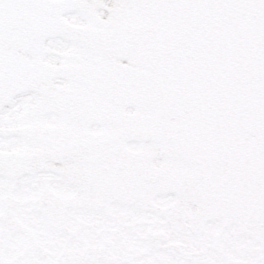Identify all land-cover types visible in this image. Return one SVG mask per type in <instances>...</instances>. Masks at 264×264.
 <instances>
[{"label": "snow or ice", "instance_id": "obj_1", "mask_svg": "<svg viewBox=\"0 0 264 264\" xmlns=\"http://www.w3.org/2000/svg\"><path fill=\"white\" fill-rule=\"evenodd\" d=\"M0 264H264V0H0Z\"/></svg>", "mask_w": 264, "mask_h": 264}]
</instances>
